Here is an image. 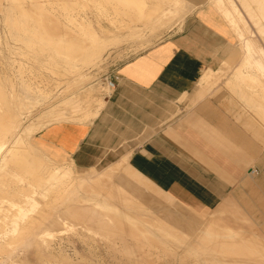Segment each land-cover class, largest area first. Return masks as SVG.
I'll return each instance as SVG.
<instances>
[{"label":"bare ground","instance_id":"bare-ground-1","mask_svg":"<svg viewBox=\"0 0 264 264\" xmlns=\"http://www.w3.org/2000/svg\"><path fill=\"white\" fill-rule=\"evenodd\" d=\"M214 1L216 5H219L220 0ZM9 2L5 6L3 18L6 27V34H4L6 47H4L14 56L18 55L17 57H23L25 60L14 58L6 61L5 65L8 67L5 68L6 70L3 69L4 73L0 75V80L5 78L11 84L15 78L13 71L19 72L24 82L20 86L21 89L19 88L20 95L25 100L22 106L26 110L32 109L36 104L44 103L51 92L50 81L46 78L47 76H44L46 73L42 75L41 71L37 72L29 64L31 61H37L36 58L39 57L40 65L44 66L42 68H46L51 74L59 77L57 79L60 80L54 79L56 82L53 86L57 88L64 82L66 76L80 75L86 67L100 60L109 48L106 46L115 47L127 39L140 35V31H143L142 26L151 23L154 16L160 15L163 4L161 0H89L99 12L101 19L120 30H127L123 36H111L109 40H106V37L100 36V33L98 34L91 27L93 24L90 26L88 18L81 19L78 11L67 5L65 1L60 4L54 2L58 14L64 18L63 21L55 20L58 18L56 14L42 11V6L38 9L26 0H9ZM175 2L177 3V0ZM252 5L254 7L252 13L264 19V0H259ZM79 6L84 9L86 4ZM221 12L228 21L231 17L229 22L232 24L235 13L229 10H221ZM155 20L157 21L154 18L153 21ZM97 21L99 23V20ZM101 28L105 34L111 32L103 26ZM160 29L163 30V28H153L152 35H159ZM237 38L243 51L238 66L255 65L259 71H264L263 56L257 53L258 48L256 49L253 41L243 37L242 32L237 33ZM260 50L264 53L261 48ZM87 81V78H82L75 81L73 85H66L63 90L66 93L73 90V93L66 98L65 107L61 108L59 105V109L56 106L59 110L57 109L58 111L53 112V116L46 119L47 123L50 124L52 121L54 123H88L95 117L103 101L93 96L97 94L93 92L96 90L93 86L84 85ZM107 85L111 87L109 81ZM4 90L0 84V212L2 215L0 217V264L10 255L14 247L24 245L26 248H44L48 242L57 243L55 237L65 234L64 230L78 232L83 242L85 239L97 242L99 235L95 230L109 236L113 235V237L118 235L119 238L122 235L125 238L127 235L133 238V243H130L132 250L143 245L148 252L159 253L174 249L180 255L185 249L188 253L186 258L189 264L197 262L202 264L209 257H214L217 264L246 263L242 261L243 259L241 260L242 250L239 237L234 238L230 230L225 227H220L221 232L217 233L215 221L208 220L198 223L195 218L191 220L194 215L190 220L185 217L188 220L184 221L177 218L178 214L176 215L174 211L172 214L169 211L165 213L162 211L163 215L157 212L151 218L133 212L132 210L140 209L154 211L146 203L144 196L145 185L150 184L152 187L153 184L131 168L128 155L102 171L80 176L73 171L71 159L63 162L56 161L36 146L29 138L30 129L26 130L22 136L17 135L20 127L16 125V118L7 107L8 99ZM42 115L44 114H41L40 118ZM155 188L159 194H164L166 198L173 201L162 190ZM153 198L156 201V198ZM166 201L169 200L166 199ZM2 203H5L6 207H3ZM217 224L220 225V223ZM56 255L63 257L60 251H57ZM162 257L164 258L163 254Z\"/></svg>","mask_w":264,"mask_h":264},{"label":"crops","instance_id":"crops-1","mask_svg":"<svg viewBox=\"0 0 264 264\" xmlns=\"http://www.w3.org/2000/svg\"><path fill=\"white\" fill-rule=\"evenodd\" d=\"M205 1L216 5L191 0L176 30L108 72L113 85L90 122L51 125L46 140L81 167L129 149L131 168L170 198L241 221L245 237L222 218L210 220L217 233L225 227L239 237L243 262L264 264V71L243 64L222 81L221 93L213 89L232 36L219 7ZM247 1L258 16L252 4L259 0ZM179 2L181 10L186 1Z\"/></svg>","mask_w":264,"mask_h":264},{"label":"rangeland","instance_id":"rangeland-1","mask_svg":"<svg viewBox=\"0 0 264 264\" xmlns=\"http://www.w3.org/2000/svg\"><path fill=\"white\" fill-rule=\"evenodd\" d=\"M26 1H28L29 3H32L38 9H40V7L42 6L43 7V8L41 7L42 11H49L52 14H56L59 19L57 18L55 20H59V21L60 20L63 21L64 18L58 14V10L56 9L54 2H55V4H60V3L65 1V3H67V5L74 7V9L76 11H78V14L80 15L81 19L86 20L88 18L89 19L88 21H90L89 22L90 26L93 24L91 27L98 34L100 33L99 34L100 36L103 35V37H106V40H109L111 36L120 37V36L125 35V33H127V30H124V29L120 30V29L114 27L109 22H106L103 19H101L99 12L94 8V6L89 2V0H26ZM162 1H163L162 8H161L162 11L160 12V15L158 14V15L154 16L153 19H151V23H149L145 26H142L143 31L141 30L139 33L141 36L138 35L134 38L127 39V41H123L121 43L122 45L119 44L118 46H115V47L106 46L109 48H107V51L105 52L104 56L100 60H98L94 65L86 67L84 69L83 73H82V71L80 72V75L79 74L75 75V76L71 75L69 77L66 76V79L64 78V82H63L64 84L63 83L60 84L59 86H57V88L54 87L53 85L57 80H60V79H57L59 77L57 75H54L53 73H52L53 74L52 75L51 72H49V70H47L46 68H42L44 66L42 64L40 65V63H39L40 58L39 57L36 58L37 61H31L29 64L34 69H36L37 72L41 71L42 75H44L46 73L44 76L45 77L47 76L46 78H48L50 81L49 83L51 84V86H50L51 92L49 94L50 97L48 96V98L45 99L44 103L36 104L38 106L35 105L30 110H26L25 108H23L24 106H22V103L25 100L20 95L21 94L20 93V89H21L20 86L24 82H23L20 74H18L19 72L13 71L15 73L14 74L15 78L11 84H9L8 81L5 80V78H2L0 80V84H2L3 90L6 89V90H4V92L6 93L7 99H8L7 100V107L9 108L11 114H13L15 116L16 125L18 126V128L20 127L17 135L22 136L23 133L26 132V130L30 129V135H29L30 140L33 143H35V145L38 146L49 157H51L54 160L59 161V162H63L65 160L71 159L70 157L66 158L68 155L65 152L56 148L55 146H53L52 144H50L46 140L47 128H50L51 125L56 124L53 121L49 124L46 122V119H49V117L53 116L52 115V114H54L53 112L58 111L60 109V106H61V108L66 106V105L64 106L65 101H67L66 98L69 97L73 93V90L70 92L67 91V93H66V91H64L66 85L67 84L73 85V83L75 81H78L79 79H82V78H87L88 81L84 85L86 87L93 86L96 89L93 92H95V94L97 93L96 95H93V96L97 99H101L104 103V97L108 94V92L111 88L107 85V82L109 80L106 78V75L108 74V72L111 69H113L117 64H119L121 61H123V60L129 58L130 56L146 49L147 47L156 43L158 40L167 37L169 34H171L174 30H176L178 28V26H179L178 22L180 23L183 20V18L185 17V15L192 9L191 0H185L186 5L181 10H180V6H182V5H180V3H179L180 0H177V3H179V4H177L175 2V0L174 1L173 0L172 1L162 0ZM200 1L201 0H199V3H200ZM82 2L84 4H86L84 9L80 8V6H79V5L83 4ZM214 2H216V1H214ZM9 3H10L9 0H0V54H1L0 57L3 54H5L0 58V60H1L0 62H2L0 64V66H1L0 67V75H2L4 73V70H6L8 67L5 65L6 61H11V59H14V58H16V59L19 58L18 60H22V61L25 60L23 57H20V56L17 57L18 55L14 56L13 54H11L8 51L7 48L5 49L6 46H5V35L4 34H6V27L4 25V22H3L4 19L3 18H4L5 6H7ZM203 3H209V4L213 5L212 2H206L205 1ZM177 5L179 6V8ZM217 6H219L220 11L221 10H229V11H233V13H235L234 14L235 16L232 18V20H233L232 24L229 23V25L227 26L228 29H229V27H231V29H229V31L231 32V36H232V38H229V41H230L229 45H231V49H232L231 55L229 56V58H226V56H225L223 58V60H221V62H219V66L221 65V69L217 71L218 74H216L214 79H213L214 80L213 82L218 81L214 85H212L213 89L216 88L217 90H220V92H218V93H221V90H222L221 88H222V83H223L222 81L226 80L227 78H230L231 76L235 77L243 71V65H241L240 67L234 66V68H233V65L238 64L239 59L243 55V51L241 49L239 39L237 38L238 32H242L243 37L249 38L250 40L253 41V43L256 46V49L258 48L257 53H260L263 56V57L262 56L261 57L264 61V53H262V51L260 50V48H261L264 52V32H263V30H264V19H261L258 16H252V14L249 13L250 4L247 0H220L219 5L217 4ZM180 13H181V15H180ZM154 18L157 19V21L155 20L156 22L153 21ZM228 19L230 21L231 17H229ZM52 20L54 21V19H52ZM97 20H99V23ZM165 20H167V21H165ZM226 20H227V18H226ZM245 20H248L249 22L245 23L244 22ZM252 21L257 22V23L252 24ZM161 23H163V24H161ZM164 23H165V26H164ZM170 23H172V24H170ZM101 26L111 30V32L109 33L110 35L105 34L102 31ZM156 27L157 28H163V30L160 29L161 33L159 35H152L153 34V32H152L153 28H156ZM118 32H119V34H118ZM141 32H143L142 33L143 35L141 34ZM1 40L3 41V43ZM147 41H148V43H147ZM142 42H143V44H142ZM229 45H228V47H229ZM3 57H5V59H9V60H5ZM3 59H4V61H2ZM97 64H98V66H97ZM231 64H232V70L230 71L229 68H231V67H229V66H231ZM48 76H50V77H48ZM74 77H76V78H74ZM70 80L72 82H70ZM202 84H200V86ZM15 85L17 87H15ZM63 92H65L66 94ZM211 94L217 95V92L216 93L213 92ZM99 97H101V98H99ZM62 98L63 99L65 98V99L63 100ZM187 107H189V104L188 103L184 104V108H187ZM174 108H175V110H174V112H171L169 114V118L173 117L174 113H178L181 109L179 105L174 106ZM41 114H44V115H42V117L40 118ZM43 116H44V118H43ZM59 123L66 124L64 122H59ZM34 127L36 128V132H35ZM40 127H43V128H40ZM144 133H146V131H144L143 134ZM144 137H145V135H142L138 139H142ZM46 150L50 151L54 157L51 156L50 154H48V152ZM125 152L126 153H123V154L121 153L120 155H115L114 158L112 156H109V157L103 159L101 162H99V163H97L91 167L77 166L73 162V160L71 159L73 162V171L75 173L77 172V174L80 176H87V175L93 174L95 172L102 171V170L108 168L110 165L115 164L116 161L119 162V161L123 160L129 154L128 153L129 149H127ZM153 185H152V187L150 184L145 185L146 193L144 196L146 198V203L149 206H151L154 211L140 209V210H132L133 212H138L142 215H145L146 217L151 218V217H154L155 216L154 214H156L157 212H158L157 214L163 215L162 214L163 212L165 213V212L169 211V213L172 214L173 213L172 211H174L176 215L178 214V216H176L175 214L174 215L177 218L183 219L184 221L188 220V219L190 220V218L194 215L191 218V220L195 218V220L198 223H200L201 221L204 222V221L213 220L216 218H218V219L222 218L223 219L224 216L227 215L226 217H228V215H229L223 211L221 212V211H215V210L205 211V212L193 211V210L187 208L186 206H184L183 204H181L180 202H178L177 200L173 199V201H172V200L166 198L164 194L163 195L159 194L158 190ZM251 187H253V188L256 187L258 189V184L257 185L253 184ZM148 188L152 191L148 190ZM147 191H149V192H147ZM146 194L149 196H147ZM153 197L156 198L157 202L155 201V199ZM150 198H152V199H150ZM166 199L169 201H166ZM151 201H152V203H151ZM2 205H3V207H6L5 203H2ZM160 207L162 209L163 208H165V209L162 210ZM175 208L177 209L176 211H175ZM149 211H150V213H148ZM187 211H188V213H187ZM189 211H191V212H189ZM141 212H145V213H141ZM189 214H191V215H189ZM179 215L182 217H180ZM241 215L242 214H240V217H241ZM1 216L2 215L0 212V217ZM229 216H231V215H229ZM185 217H187L188 219ZM226 217H225V219L227 221L225 219H223L224 222H226L232 229H234V230L238 231L240 234H242L243 237L247 236V233H243V223H241V221H240V223H237V224H231L230 220L232 218L229 217L227 219ZM196 225H198V224H196ZM64 231H65V234L55 237V239H57V243L53 244L54 241H52V242L47 241L48 243L44 246V248H38V247L26 248L24 245L14 247L12 249V251L10 252V255L8 257L4 258V260L2 261V264H46V262L48 264H65V263L66 264H73V263L74 264H115V262H116V264H121V263L122 264H142V263L143 264L144 263L145 264H175V262H176V264H189L187 261V258H186L188 253L185 251V249H183V251L180 253V255L177 254L174 251V249H168L166 252H159V253L158 252L153 253L152 251L148 252L147 248L144 247L143 245L140 247L137 246L136 248H133V250L135 249V251H133L131 249V246H130L131 245L130 243H133V238L130 236H127V235H125V238H124V235L120 236V238H119V237H117L118 235L117 236L114 235V237H113V235L109 236L108 234H104L103 232H101L99 230H95L97 232V234L99 235L98 241L97 242H91V241H88V239H85L83 242V240L81 239L82 236H80L78 234V232H75V231L67 232L66 230H64ZM77 235H79V236H77ZM77 237H79V239ZM80 239H81V241H80ZM66 242H67V244H66ZM81 243H83V244H81ZM53 245L55 246V248ZM99 246H100V248H99ZM125 246H127V247H125ZM125 248H127V249H125ZM144 248H146V249H144ZM47 249H49V250H47ZM76 249H77V251H76ZM141 249H142V251H141ZM124 250H125V252H123ZM57 251L62 252L63 257H58L56 255ZM47 252L48 253L51 252V253L47 254ZM139 252H140V254H139ZM145 252H147V253H145ZM79 253L81 254V257H79V255H80ZM141 253H142V255H141ZM143 254H145V256ZM153 254H154V256H152ZM162 254L164 255V258L162 257ZM138 257H140V258H138ZM144 258H146V259H144ZM154 259H155V261H154ZM167 260H169L170 263ZM156 261L157 262L159 261V262L157 263ZM78 262H80V263H78ZM154 262H156V263H154ZM194 264H201V263L197 262ZM202 264H204V263H202Z\"/></svg>","mask_w":264,"mask_h":264},{"label":"built area","instance_id":"built-area-1","mask_svg":"<svg viewBox=\"0 0 264 264\" xmlns=\"http://www.w3.org/2000/svg\"><path fill=\"white\" fill-rule=\"evenodd\" d=\"M109 84H110V86H112L113 85V81L109 80Z\"/></svg>","mask_w":264,"mask_h":264}]
</instances>
